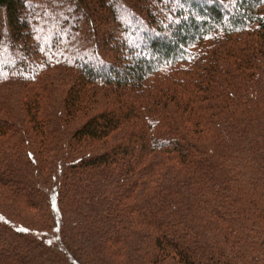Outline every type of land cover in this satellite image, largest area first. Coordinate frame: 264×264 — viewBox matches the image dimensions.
<instances>
[{"label":"trees","instance_id":"trees-1","mask_svg":"<svg viewBox=\"0 0 264 264\" xmlns=\"http://www.w3.org/2000/svg\"><path fill=\"white\" fill-rule=\"evenodd\" d=\"M0 264H264V0H0Z\"/></svg>","mask_w":264,"mask_h":264}]
</instances>
